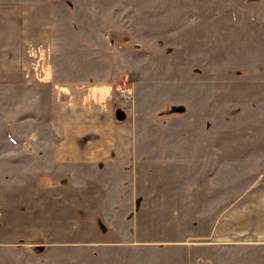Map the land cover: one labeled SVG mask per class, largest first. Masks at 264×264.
I'll return each instance as SVG.
<instances>
[{
  "label": "rangeland",
  "instance_id": "374dc122",
  "mask_svg": "<svg viewBox=\"0 0 264 264\" xmlns=\"http://www.w3.org/2000/svg\"><path fill=\"white\" fill-rule=\"evenodd\" d=\"M0 4V264H264V0ZM88 111L112 159L55 165Z\"/></svg>",
  "mask_w": 264,
  "mask_h": 264
},
{
  "label": "crops",
  "instance_id": "0c3cea01",
  "mask_svg": "<svg viewBox=\"0 0 264 264\" xmlns=\"http://www.w3.org/2000/svg\"><path fill=\"white\" fill-rule=\"evenodd\" d=\"M22 7V6H21ZM19 6L11 5L8 6L6 4H0V35L4 32V28L8 27L11 30L12 36L15 34L16 31V20L17 17L24 16L25 8H21L22 12L18 10ZM19 15H18V14ZM19 16V17H20ZM9 31H6L8 33ZM22 33V31H21ZM5 34V33H4ZM1 40V39H0ZM9 46L6 44L1 45L0 43V69H11L14 71L13 77L9 76L8 81L10 83H13L14 87H17L19 84L34 86L36 85V81L33 79V75L27 72H22L23 69L26 67L23 66L20 62L19 56H14L15 53V47L13 45V49H11L13 57L8 60H6V55L9 53ZM4 62V63H3ZM22 66H21V65ZM31 67V64H30ZM21 71V75L20 72ZM17 71V72H16ZM23 73H26V76H23ZM3 79L0 77V80ZM39 85L42 84V82H37ZM43 112V110H41ZM87 117L84 119L79 120L74 119L72 121H69V124L73 125V127L68 128L66 130L64 127L57 129L59 133L68 135L69 133V139L65 140L62 139L60 136L59 138L56 137V141H49L45 140L44 147L40 146L41 149H51V158L54 161L55 165H65V164H71V165H84L93 167L99 164H107L112 157V145L109 143L111 142V139H109V142H107V139L105 137L107 136L110 138L113 128L115 125H112L111 119H105L103 121V118L101 119L97 114L96 111H93V113L87 112ZM58 115V114H57ZM59 117H63V113H59ZM97 115V116H96ZM89 116V117H88ZM93 116V117H90ZM96 117L100 118L97 122L95 121ZM91 118H94L92 120ZM97 120V119H96ZM46 125H49V121L45 122ZM63 118L61 119V122H51V125L53 127H58L59 125L63 126L64 124ZM60 126V127H61ZM48 133V132H47ZM105 136H102V135ZM102 136V137H101ZM66 142V143H65ZM50 159V160H52ZM52 163V162H51ZM90 169V168H89ZM15 209H18V206H14ZM13 208V209H14ZM12 209V210H13ZM12 212V211H11ZM8 219L6 222L9 221V219H12V223L15 221H21V217L17 218V216H12L13 214H7ZM2 216V212L0 211V217ZM12 216V217H10ZM19 217V216H18ZM10 219V220H11ZM7 224V223H6ZM12 224H10L11 226ZM12 229V228H11ZM22 231V229H21ZM9 234V231H5V233L0 232V236H4L6 238V235ZM3 244L0 245H6L5 242H2ZM7 264V263H6Z\"/></svg>",
  "mask_w": 264,
  "mask_h": 264
}]
</instances>
